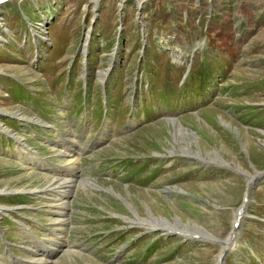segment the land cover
<instances>
[{"label":"rangeland","instance_id":"obj_1","mask_svg":"<svg viewBox=\"0 0 264 264\" xmlns=\"http://www.w3.org/2000/svg\"><path fill=\"white\" fill-rule=\"evenodd\" d=\"M119 2L121 0L97 1L99 16L92 25V41L88 44V49H95L91 54L92 65L97 66L90 81L93 87L88 90L90 98L100 99L103 79L107 78V75L102 76L105 71L111 75L116 70L113 74L116 83L109 85V91L114 90L117 134L114 142L88 153L81 164L87 166L85 173L88 172L93 180L104 189L111 188L119 193L125 201L100 187H75L72 234L87 249L82 251L81 257L73 255L72 262L64 259L59 263L216 264L220 248L217 241L204 238L183 241L173 234L166 237L154 233L157 230L147 232L134 219L135 223H132L124 216L136 218L135 210L144 216L142 218L150 219L152 211L155 217H166L184 229L191 228L223 239L229 234L248 179L227 168L204 166L201 161L188 162L179 153L183 149L188 151L183 154L201 151L194 155H201L203 159L224 158L233 166L253 174L264 168V132L261 131L264 129V0H144L141 9L137 8L136 1L126 0L121 13ZM39 5L46 13L55 11L54 18L64 23H57L55 33L58 34L57 26H63L62 32L48 43L47 50L40 42L37 46L24 42L26 48L18 47L17 50L22 49L25 58L15 60L18 53L14 51L13 54L11 44L7 42L12 36L3 31V36L9 39L0 41V107L11 113L16 108L15 111L27 115L38 112L51 123L64 126L62 119L55 116L59 114L57 106H68L69 102L68 115L79 109L84 92L79 74L91 75L90 55H83L79 47L82 48L80 35L86 27L84 23L90 25L93 1L9 0L0 4V10H5L8 24L21 27L27 24V17L35 16L30 11ZM85 7L88 10L84 19ZM119 19L123 25H118ZM140 20L145 23L144 37ZM162 25L166 31L158 28ZM163 32L171 33V40L159 35ZM50 33L53 38V32ZM30 34L28 30L27 39L32 42ZM143 38L146 48L141 52ZM116 39L119 40L117 53L111 59ZM177 44L181 47L178 52L167 49ZM157 50L166 52L160 55ZM46 53L50 59L40 71L37 58ZM140 53H144L142 59ZM173 54L180 58V61L174 59V65L170 63ZM190 54H194L193 64L183 80ZM162 56L164 65L175 70L173 74L180 92L174 82L161 88L162 80L158 77H154L155 83L149 88V66L156 67L161 61L156 58ZM163 70L159 65L158 71L162 73ZM97 71L104 73L97 77ZM14 80L27 91L34 89L33 95L29 96L37 99L36 106H27L24 100L21 102L17 98L21 88L13 83ZM129 87L146 88L139 92L138 99L136 91L131 93L134 97L132 106L126 97L129 94L125 88ZM167 93L181 99L187 96L188 105L174 110L175 99L172 101ZM101 109L99 100L91 112L94 127L99 126L100 130L103 123ZM132 112L148 122L144 120L119 136L124 126L135 124L129 121ZM172 112L180 119L164 120V116H172L168 114ZM173 120L180 121L187 137L175 141L170 129L172 124L167 122ZM0 121L17 132L24 128V124L17 127V121H21L17 117L4 115ZM78 122L80 126L86 125L85 117ZM30 130L35 132L36 129ZM96 135L92 132L80 143H88ZM25 140L36 141L34 143L42 153L46 149L42 142L29 135ZM16 154L11 139L0 132V188L29 192L43 188L47 184L44 171L28 170L27 165L14 158ZM81 182L78 180L77 184L86 186L87 182ZM167 186L171 187L170 196L163 192ZM18 196L22 194H0V204L11 207L16 204L14 201L27 203L28 200L31 205L35 204L30 196L18 202ZM17 207L20 209L8 211L13 217L29 213L40 222L45 219L37 211ZM246 212L236 228V244L229 249L224 264H264V178L249 194ZM178 217L182 223L175 221ZM4 221L10 226L16 224L8 217H3L2 223ZM115 254L119 256L113 259Z\"/></svg>","mask_w":264,"mask_h":264},{"label":"bare ground","instance_id":"obj_2","mask_svg":"<svg viewBox=\"0 0 264 264\" xmlns=\"http://www.w3.org/2000/svg\"><path fill=\"white\" fill-rule=\"evenodd\" d=\"M180 119V117H174V118H170V119H164V120H171V119H177V120H179ZM177 120H173L172 122L171 121H167L168 123H171L172 124V127H170V129H171V132H172V134H173V138L175 139V141H178L179 140V137H187L186 135L188 134L183 128H182V124L180 123V121H177ZM6 132H8V133H13V131L12 130H10V129H6ZM15 136L17 137V138H19V139H21L20 138V136L19 135H17V134H15ZM189 136V135H188ZM189 138V137H188ZM20 142H23V144L25 143L24 142V140H20ZM16 149H17V151L19 152V153H21V156H23L26 160H28V161H30V162H32L31 160H35V162H41V158L39 157V156H37L36 155V153H31V152H25V151H23V146L21 147V146H16ZM191 150V149H190ZM187 150L186 149H183V152L182 153H187L186 152ZM192 151V150H191ZM199 152H201V151H198V152H189L188 154H192V155H194V154H198ZM172 153H174V152H172ZM204 155V154H203ZM208 155V154H207ZM195 156H198V157H200V158H204V157H201V155L199 156V155H195ZM69 159H71L72 161H77L78 160V158H76V157H71V158H69ZM211 161L212 160H214V161H217V162H219V163H227V164H229V165H231V166H233L232 164H230L229 162H227L224 158L223 159H219V158H215V159H210ZM32 163H34V162H32ZM76 164V163H75ZM221 165V164H220ZM78 167V165L76 164L75 166H74V169L75 168H77ZM235 169H237V170H239V171H243V172H245V173H247L249 176L247 177V179H249L251 176H254L255 174H253V173H251V172H249V171H246V170H244V169H242V168H240V167H237V166H233ZM256 171H257V169H256ZM261 171H259L258 173H260ZM88 173V172H87ZM53 176H57L56 175V173H51L50 175H49V178H47V176L45 175V177H46V179L47 180H52L53 182H55V183H57V184H66L67 183V181H68V178H64V177H53ZM79 181H82L81 182V184L85 181L84 180V177L83 178H81V180L80 179H78ZM78 180H76V181H74L73 183L75 184V186L76 185H80V184H77V181ZM53 182H49L50 184H52ZM86 182V181H85ZM92 183V182H91ZM90 183V184H91ZM68 184V183H67ZM91 185H93V184H91ZM124 188H125V186H124ZM4 189H6V188H4ZM7 189H10V188H7ZM14 189H17V188H14ZM37 189V188H36ZM30 190V189H29ZM182 190H183V188H182ZM9 191V190H8ZM11 191H16V190H11ZM19 191H21V190H19ZM48 193H52V192H55V193H61L60 191H57V190H55V189H50V190H48L47 191ZM184 192V191H183ZM115 193V192H114ZM111 194V193H110ZM118 195H119V193H118ZM168 196H170L169 194H167ZM120 196V195H119ZM121 198H122V196H120ZM122 200L123 201H125L123 198H122ZM17 209H20L19 207H17V206H15L12 210H14V211H16ZM8 210L9 209H6V206H3V205H1L0 204V212H8ZM133 212L135 213V215H136V218L134 217V218H131V217H127V216H124V218H129V219H134L135 220V222L139 225H145V227H147V228H160L161 230H164V231H167L168 229H176V230H180V231H183V230H189V229H184L185 227H178L177 225H175V223L173 224L168 218H166V217H163V216H161V217H159V218H157V217H155L154 216V213L151 211L149 214L151 215V218L150 219H147V218H142V217H144V216H142L139 212H137V211H135V210H133ZM139 213V214H138ZM141 217H140V216ZM236 215V214H235ZM235 217V216H234ZM57 219H63V218H65V214L62 212V211H58L57 212V217H56ZM234 219V218H233ZM18 220H20L19 218H18ZM126 221V220H125ZM175 221L176 222H180V223H182L181 222V220H180V218L178 217V218H176L175 219ZM130 224V223H129ZM179 224V223H178ZM139 225V226H140ZM131 226V225H130ZM190 233H191V231H189ZM201 236H204V237H209V236H211V237H213V238H216L217 236H215V235H212V234H208V233H200V232H198ZM230 235V234H229ZM228 235V236H229ZM220 237V236H219ZM222 239V238H221ZM224 240V243L225 242H227L228 241V245H229V247H231L232 245H233V242L236 240L235 238H233V239H229V237H225V239H223ZM75 254H78V256L79 257H81V254L82 253H80V252H77V251H75V250H73V249H69V250H66L65 251V253H64V256L66 257V258H64V257H62L61 259H60V262H63V260L64 259H66L65 261H70V262H72L71 261V259L74 257L73 255H75ZM83 255V254H82ZM58 261H59V259H58Z\"/></svg>","mask_w":264,"mask_h":264},{"label":"water","instance_id":"obj_3","mask_svg":"<svg viewBox=\"0 0 264 264\" xmlns=\"http://www.w3.org/2000/svg\"><path fill=\"white\" fill-rule=\"evenodd\" d=\"M4 0H0V2H3ZM264 132V131H263ZM245 175H247L248 176V174L247 173H244ZM251 179H252V176L248 179V182H247V188H248V190H250L251 189V187H252V184H251ZM221 257L223 256V255H225V253H226V251H227V248H226V246H224V247H221Z\"/></svg>","mask_w":264,"mask_h":264}]
</instances>
